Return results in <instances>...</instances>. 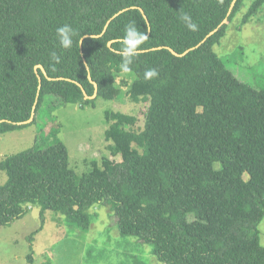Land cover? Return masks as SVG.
<instances>
[{"label": "trees", "instance_id": "1", "mask_svg": "<svg viewBox=\"0 0 264 264\" xmlns=\"http://www.w3.org/2000/svg\"><path fill=\"white\" fill-rule=\"evenodd\" d=\"M242 4L0 0V134L36 123L46 111L52 116L63 103L84 107L122 91L142 104L143 115L137 125L136 114L106 110L111 157L101 167L92 161L81 175L54 133L53 142L6 155L0 160L6 174L0 226L37 205L40 224L29 240L48 210L64 217L61 232L71 224L84 232L92 223L88 210L102 204L121 236L150 244L164 264H264L258 229L264 217V88L239 79L213 51ZM263 4L252 0L237 28ZM121 10L101 36H91ZM181 13L190 14L197 31L186 28ZM133 22L148 39L124 73L120 38ZM63 24L77 32L67 50L55 32ZM169 48L187 52L178 56ZM53 51L59 64L50 58ZM149 68L158 77L145 79ZM88 76L96 83L94 98H85L95 91ZM26 260L33 263L31 253ZM40 264L53 263L48 257Z\"/></svg>", "mask_w": 264, "mask_h": 264}, {"label": "rangeland", "instance_id": "2", "mask_svg": "<svg viewBox=\"0 0 264 264\" xmlns=\"http://www.w3.org/2000/svg\"><path fill=\"white\" fill-rule=\"evenodd\" d=\"M251 1L243 0L239 13L228 23L225 35L213 46V51L239 79L261 89L264 88V4L237 28ZM141 108L142 104L132 102L124 91L117 99L97 98L94 104L84 107L63 103L52 109V116L46 111L36 123L0 134V160L34 144L53 142L54 133L67 148L69 165L81 175L94 167L92 161L101 167L102 160L111 157L110 141L104 134L110 123L106 121L105 111L136 114L137 125H141ZM214 166L220 168L219 163ZM5 180L6 174L0 169V184ZM88 213L92 223L87 231L71 224L68 230L61 232L67 225L64 217L48 210L41 230L29 240L28 236L40 224L39 206L33 205L23 217L0 226V264H29L26 256L30 253L32 264H40L48 257L53 264H164L151 253L150 244L118 233L108 206L95 204ZM258 229L260 243L264 246V217ZM64 233L67 234L61 236Z\"/></svg>", "mask_w": 264, "mask_h": 264}, {"label": "clouds", "instance_id": "3", "mask_svg": "<svg viewBox=\"0 0 264 264\" xmlns=\"http://www.w3.org/2000/svg\"><path fill=\"white\" fill-rule=\"evenodd\" d=\"M179 19L184 23L186 28L190 31H197L198 24L193 21L192 17L188 13H181ZM56 38L62 49H71L74 43V37L77 35L76 30L69 24H63L55 30ZM148 39L146 32H142L138 29L136 24L129 23L125 26L124 35L120 38L122 51H121V63L119 65L122 72L127 73L131 71L130 66L133 64L134 58L140 51V46ZM82 41V37L80 43ZM50 58L56 64L61 62V56L57 55L55 51L50 53ZM159 73L155 68H149L144 73V78L147 80L155 79ZM95 97V96H94ZM93 97V98H94Z\"/></svg>", "mask_w": 264, "mask_h": 264}, {"label": "water", "instance_id": "4", "mask_svg": "<svg viewBox=\"0 0 264 264\" xmlns=\"http://www.w3.org/2000/svg\"><path fill=\"white\" fill-rule=\"evenodd\" d=\"M122 11H123V10H121V11L115 13V14H114V15H113V16H112V17L106 22V24H105V26H104V28H103V30H102L101 33H99V34H95V35H91V36H94V37H96V36H101V35L104 33V31L106 30V27H107L108 23L110 22V20H111L112 18H114L117 14H119V13L122 12ZM225 22H226V19H223L222 23H225ZM210 34H212V32H210L209 35H210ZM87 36H90V35H84L83 37L85 38V37H87ZM83 37H82V38H83ZM110 44H111V41L108 42V46H110ZM169 50H170L173 54L178 55V56L184 55V54L187 52V50H186L185 52H183V53H181V54H178V53H176V52H175L173 49H171V48H169ZM36 67L40 68L41 71L43 72V74H45V71H44V69H43V67H42L41 65H37ZM88 77H89V80H90L92 83H94L95 91H94L93 95H91V96L86 95V93H84V94H85V98H93V97L96 95V83L90 79V76H88ZM32 116H33V115L31 114V117L26 121V123H27V122H30Z\"/></svg>", "mask_w": 264, "mask_h": 264}]
</instances>
